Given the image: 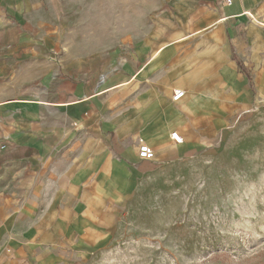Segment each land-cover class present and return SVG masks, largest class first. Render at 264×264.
Listing matches in <instances>:
<instances>
[{"label":"crops","instance_id":"1","mask_svg":"<svg viewBox=\"0 0 264 264\" xmlns=\"http://www.w3.org/2000/svg\"><path fill=\"white\" fill-rule=\"evenodd\" d=\"M249 1L234 0L217 21L228 43L239 37L236 17ZM59 28L38 0H0L1 264L21 257L68 264L104 244L150 177L194 148L199 128L222 118L216 93L225 89L246 104L256 89L264 92V33L251 37L250 57L232 42L222 58L207 50L203 62L178 73L158 61L144 68L162 50L146 41L132 56L79 50L59 58ZM138 76L140 84L128 85ZM177 85L186 90L176 88L185 94L175 101ZM139 138L155 159L139 157Z\"/></svg>","mask_w":264,"mask_h":264},{"label":"rangeland","instance_id":"2","mask_svg":"<svg viewBox=\"0 0 264 264\" xmlns=\"http://www.w3.org/2000/svg\"><path fill=\"white\" fill-rule=\"evenodd\" d=\"M38 1L60 22L59 58L79 50L132 56L146 41L162 50L149 63L141 60L144 68H157L158 61L180 73L203 62L207 50L222 58L232 42L250 57L251 37L264 33V0H250L236 17L241 29L230 45L217 21L234 0ZM236 52L232 59H240ZM215 100L222 118L216 116L214 127L199 128L195 147L172 166H158L104 244L68 264H264V92L256 89L240 104L224 89Z\"/></svg>","mask_w":264,"mask_h":264},{"label":"built area","instance_id":"3","mask_svg":"<svg viewBox=\"0 0 264 264\" xmlns=\"http://www.w3.org/2000/svg\"><path fill=\"white\" fill-rule=\"evenodd\" d=\"M184 94H185L184 90L175 89L173 100L175 101L179 100L184 96ZM171 138L176 144L184 143V137L178 131H173L171 133ZM138 154L141 159H145V160H152L155 159L156 157V152L154 148L143 139H140Z\"/></svg>","mask_w":264,"mask_h":264},{"label":"trees","instance_id":"4","mask_svg":"<svg viewBox=\"0 0 264 264\" xmlns=\"http://www.w3.org/2000/svg\"><path fill=\"white\" fill-rule=\"evenodd\" d=\"M240 65H241V67H244L242 63Z\"/></svg>","mask_w":264,"mask_h":264}]
</instances>
